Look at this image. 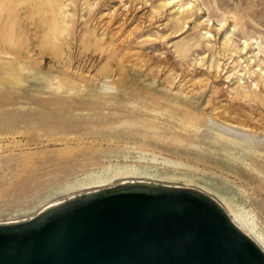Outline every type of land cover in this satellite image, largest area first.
Here are the masks:
<instances>
[{"label": "rangeland", "instance_id": "374dc122", "mask_svg": "<svg viewBox=\"0 0 264 264\" xmlns=\"http://www.w3.org/2000/svg\"><path fill=\"white\" fill-rule=\"evenodd\" d=\"M4 1L10 7L0 8V29L17 17L24 46L31 50L22 63L32 69L16 64L14 77L13 66L4 62L17 60L0 48V114L7 117L0 127V222L29 218L51 203L89 190L145 180L200 189L226 211L230 206L252 215L264 233V160L252 151L223 157L211 139L222 128L216 121L243 122L248 129L243 142L264 152V102L252 94H236L256 90L264 99V83L254 84L256 76L244 73L247 58L255 59L250 69L264 68V0H171L169 5L165 1L170 0H73L66 6L73 21L64 42H53L44 30L48 22L42 24L37 12L46 2ZM96 21L97 33L107 31L105 41L117 30L110 43L118 48L113 58L101 55V44L84 50L87 30ZM244 39L249 43L245 53L235 51ZM49 49H56V61L39 53ZM257 51L260 60L254 57ZM38 71L57 75L55 81L62 86L33 85L41 76ZM94 95L120 105L105 108L117 113L103 124L104 131L98 124L101 109L88 114L84 108L66 107L71 98L89 101ZM182 103L197 113L193 124H188ZM63 110L92 120L66 132L38 124ZM37 116L43 120L32 119ZM95 176L108 181L70 187L77 179Z\"/></svg>", "mask_w": 264, "mask_h": 264}, {"label": "water", "instance_id": "95a60500", "mask_svg": "<svg viewBox=\"0 0 264 264\" xmlns=\"http://www.w3.org/2000/svg\"><path fill=\"white\" fill-rule=\"evenodd\" d=\"M0 264H264V250L208 193L126 180L0 222Z\"/></svg>", "mask_w": 264, "mask_h": 264}, {"label": "bare ground", "instance_id": "6f19581e", "mask_svg": "<svg viewBox=\"0 0 264 264\" xmlns=\"http://www.w3.org/2000/svg\"><path fill=\"white\" fill-rule=\"evenodd\" d=\"M41 1H42L41 3H44V2H46V3H45V6L42 9L38 10L37 13L38 14L42 13V16H43V18H41L42 19V24L43 23L45 24V22L46 23L48 22V25L45 26L46 29H44V30H47V32L48 31L50 32L49 33L50 36H51L50 38L53 39V42H54V40L55 41H57V40H62L63 41L64 38L66 39V37L70 35V34L67 35L66 33H68V31L70 29V22L73 21V18H72L73 13L72 12L70 13L69 10H67L68 8L66 9V6H69L71 3L73 4V2H72L73 0H71V1H68V0H41ZM66 1H68V2H66ZM38 2H40V1H38ZM98 2H100V1H98ZM171 2H172L171 0L170 1H165V5H169ZM74 5H75V3H74ZM0 6H1L0 7L1 9H3V8H7L8 9L10 7L8 2H5V1L2 2V0H0ZM75 7L76 6H74V8ZM92 9L93 8L89 7L88 8V12L89 13L92 12ZM128 10H129V8H128ZM5 11H7V10L5 9ZM181 11H184V10L182 9ZM7 12H9V11H7ZM44 12L46 13V15H48L47 18H45L46 16L43 15ZM179 13L181 14V12H179ZM8 16L11 17L12 16V12L9 13ZM175 19H177V18H175ZM181 19H183V18L181 17ZM9 20H11V21L9 23H7V24L5 23L3 25V28L0 29V48H3L2 51L4 52V54H11L12 55L11 58H15V60H17L15 62H13L14 60H9L7 62H4V65L13 66V67H11L12 68V72L11 73H12V75L14 77H18V76H16L17 73H18L16 68H15L16 64H18V67L21 68V69H25V68H31L32 69V67H30L31 65H28L27 63H22L24 61L25 57H26V55H24V54L27 53V55H28V53L31 50L28 49V47L26 48V46H24V43H25L26 40L23 39V35L24 34H22V32H21L20 26L17 25L18 24L17 17H12ZM177 21H179V19H177ZM182 22H181V24H182ZM96 23H97V21L94 22L92 27H90L87 30L88 31V42L84 46V48H85L84 50H89V47H91L93 45H97L98 44L100 46V44H101V46L99 47V49L101 51L100 52L101 55L106 54L110 58H113L114 55L116 54L118 48H116V46L113 45V44H112L113 45V47H112V45L110 43L113 42L112 38L115 35V33L117 34V30L114 31V34L110 35L108 41H105L104 38H105V33L107 31L106 32L105 31H101L100 33H97L96 29H95L97 27ZM106 28H108V27L106 26ZM119 30H121V29H119ZM206 32H208V30H206ZM229 33L230 32H227L226 36H229ZM40 34H42V33H40ZM47 37H45V38H47ZM118 38H119V36H118ZM123 40H125V39H123ZM50 42H51V40H50ZM242 42H243V45L241 47H236L235 51H237V52L241 51V53L242 52L245 53V51L247 50L246 47L249 45V43L247 42V39H244ZM103 45H105V47ZM109 46H110V49H109ZM10 50H15V52H10ZM95 50H96V48H95ZM0 52H1V50H0ZM44 52L49 54L51 59H53V60L55 59V61H56V59H57L56 58L57 57L56 49L55 50L54 49L53 50L49 49V50H46V51H43V50L39 51L40 54H43ZM61 55H62V53H61ZM66 56H68V55H66ZM251 56L253 57V55H251ZM245 57H248V56H245ZM254 57H256L257 59L260 60V58L258 57V51L254 53ZM117 60H118V64L121 65V61H123L122 56L119 57V59H117ZM114 61H115V59H114ZM240 61H241V59H240ZM240 61H238V62H240ZM254 61H255V59L247 58V63L245 64V66L248 65V67L245 69L244 73H248L250 76L251 75L256 76V79L254 80V84L255 83L258 84L259 81H262L264 83V68H262V67L260 68V66L257 67V68H252V69L249 68L250 64L252 62H254ZM261 62H264V61L261 60ZM0 64H2L1 61H0ZM218 65H219V63H217V66ZM106 67L107 66H103L102 69H106ZM14 69H15V71H14ZM36 70H38V69H36ZM38 72H39V74H41V76L38 77V82L33 84V85H39V86L42 87V89L46 88V87L47 88H52V89H58L59 87L62 86L60 81H55L58 78L57 75H53V76L47 77V73H42L41 71H38ZM254 76H253V78H255ZM16 81L20 82L21 79L18 78V80H16ZM23 81L26 82V77H24ZM107 84H109V83H107ZM75 85H76V88L81 90V91L86 90L85 85H78V84H75ZM95 86H96V84H95ZM102 86L105 87V85H102ZM236 94H240V95H243L245 97H250L249 95L252 94L254 98L259 99L262 102H264V99L261 96H258V93H257L256 90H253V92L251 90H243V91L236 90ZM94 96L95 97L91 98V100H89V101L88 100H84L82 97H81L82 99L71 98L72 100H71L70 104L67 105L66 107H68V108L71 107L72 108L73 106H77V107H79L81 109L84 108L86 111L88 110V114L90 113V110L93 111V108H94V110H95V108L101 109L102 112L101 111L97 112V115L100 118V120L98 121V124H101L100 125L101 128H99V129L104 131L105 128L107 127V125H103V124H105L107 122H110L112 117H113V115L117 113V111H109V110H105V108L107 106H109V108L110 107L111 108H118L120 105L115 106L114 105L115 102H113V101L106 102L105 100L100 99L99 95H94ZM69 101L70 100H68L67 103ZM188 102H190V101H188ZM92 103H94V104H92ZM175 103L176 104H180L181 102L179 100H176ZM184 104L185 103H182V107H183L184 113H185V118H186L188 124H193L194 116L197 113H195L194 111L188 110L187 105H184ZM94 106H96V107H94ZM132 109H134V108H132ZM86 111L83 110L82 113L86 114ZM131 112H135V111L131 110ZM121 114L123 115L124 113L121 112ZM121 114H119V115L121 116ZM13 115L15 116V114H13ZM18 116L20 117V115H18ZM6 119H7L6 115L0 114V127L4 124V122H6ZM32 119L33 120L42 121L43 117L37 116L36 118H32ZM87 120L91 121L92 118L84 117V116L83 117L82 116H76V115L74 116L69 110L68 111H66V110L64 111L63 110L62 112H58V114H56V115L49 114V119L46 118L45 122H39L38 124L41 125L43 123H45V124L49 123L50 126H51L50 128L52 129V131L57 130L58 126H59V127H61L62 130H65V132H66V131H69V130H80L84 126H88V125H86L88 123ZM215 124L217 125V127L218 126H222V128L221 129H217L216 128V130L212 133L211 139H212L213 142L216 143V146L219 147L220 151H222L223 157H232V156L236 157L235 156V152L236 151H238V152H251L252 151V153H253V155H255V157H259L261 160L262 159L264 160V152L263 151H261V150L260 151L259 150H253L252 148L248 147L243 142V140L247 139V136H248L247 132H246V131H248V129H246V126H244L245 124L243 122H239V123H235L234 124V123L226 122V121L223 120V122H219V121L217 122L216 121ZM93 130H96V129L93 128L89 132H93ZM63 133H64V131H63ZM217 147H216V149L218 150ZM107 181H108V179L105 180V178H101V177L95 176V177H92V178H89V179H86V180H78L77 179L73 183L70 184V187L71 188H80V187H86V186H90V185H100V184L106 183ZM228 208H229L228 209L229 212L228 211L227 212H228L231 220L236 224V226L238 228H240L246 235H248L250 238H252L264 250V233L258 228V225L255 222L254 217L252 215H250L249 213H247V212L246 213H242V212L238 213L237 211H235L230 206Z\"/></svg>", "mask_w": 264, "mask_h": 264}]
</instances>
